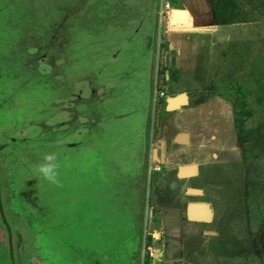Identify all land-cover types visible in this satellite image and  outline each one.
<instances>
[{
	"label": "rangeland",
	"instance_id": "374dc122",
	"mask_svg": "<svg viewBox=\"0 0 264 264\" xmlns=\"http://www.w3.org/2000/svg\"><path fill=\"white\" fill-rule=\"evenodd\" d=\"M198 1L0 0V264H264V0Z\"/></svg>",
	"mask_w": 264,
	"mask_h": 264
},
{
	"label": "water",
	"instance_id": "95a60500",
	"mask_svg": "<svg viewBox=\"0 0 264 264\" xmlns=\"http://www.w3.org/2000/svg\"><path fill=\"white\" fill-rule=\"evenodd\" d=\"M167 20H170V17L169 18L166 17V22H167ZM181 95H185V94L181 93L180 96ZM171 98H174V97H171ZM185 103H187V102H182L179 105L171 107V101H170V98H168L167 108L168 109L178 108L182 104H185ZM180 134H183V133H180ZM187 166H193L194 168H196V172H194V173H182V169L186 168ZM197 170L198 169H197V165L196 164L180 166L179 167V176H182V177L190 176L192 174H196ZM188 191L190 193H195V194L202 193V190L201 189H197V188H189ZM201 208H202V211L204 210L206 212L204 215H201L199 213L200 211H198ZM187 215L192 220L210 221V220H212V217H213V210H212L211 205L209 203H207V202H190L188 204V207H187ZM156 250L159 251L158 248Z\"/></svg>",
	"mask_w": 264,
	"mask_h": 264
},
{
	"label": "crops",
	"instance_id": "0c3cea01",
	"mask_svg": "<svg viewBox=\"0 0 264 264\" xmlns=\"http://www.w3.org/2000/svg\"><path fill=\"white\" fill-rule=\"evenodd\" d=\"M180 1V5H175L174 4V0H173V7L176 8V9H180V10H184L187 12V18H185V20H188L187 22H189L191 20V24L193 22V24H198V17L197 16V11H196V8H198L199 11H202L200 10L201 8V5L200 4H197L195 3L196 0H179ZM200 1V0H199ZM198 1V2H199ZM201 2V1H200ZM198 18V19H197ZM184 22V21H182ZM189 26V24H187ZM221 24H219L218 22H215V24L213 25L214 27L212 28H208L209 30H206L208 31L209 33H211L212 35H217L216 32H217V29H219V27ZM223 26V25H222ZM228 26V25H227ZM194 29H200L198 27H195ZM186 30V38L187 39V42H189L190 44H195V41L199 38H202L203 36L200 35V32H204L205 30ZM198 36V37H197ZM206 38V37H205Z\"/></svg>",
	"mask_w": 264,
	"mask_h": 264
},
{
	"label": "clouds",
	"instance_id": "9594fccd",
	"mask_svg": "<svg viewBox=\"0 0 264 264\" xmlns=\"http://www.w3.org/2000/svg\"><path fill=\"white\" fill-rule=\"evenodd\" d=\"M58 169L59 163L57 161L56 154L48 153L44 155L43 162L37 166L36 171L38 175L41 176L44 180L48 181L50 184L60 187L62 185L59 179Z\"/></svg>",
	"mask_w": 264,
	"mask_h": 264
},
{
	"label": "bare ground",
	"instance_id": "6f19581e",
	"mask_svg": "<svg viewBox=\"0 0 264 264\" xmlns=\"http://www.w3.org/2000/svg\"><path fill=\"white\" fill-rule=\"evenodd\" d=\"M172 11H173V9H172ZM171 14H172V12H171ZM178 17L179 18L187 17V12L184 10L175 9L173 12L172 21H176V19ZM174 98L170 99L171 107L179 105L182 102H187V96L186 95H181V96L178 95V96H176L175 99ZM178 139L184 140V141L187 140V134L183 133V134L178 135ZM194 172H196V168H194L193 166H187L186 168L182 169V173H194ZM198 211H200L199 213L201 215H204L206 213L204 210L202 211V208L199 209Z\"/></svg>",
	"mask_w": 264,
	"mask_h": 264
},
{
	"label": "trees",
	"instance_id": "16d2710c",
	"mask_svg": "<svg viewBox=\"0 0 264 264\" xmlns=\"http://www.w3.org/2000/svg\"><path fill=\"white\" fill-rule=\"evenodd\" d=\"M226 0H223V3H225ZM222 2H219L216 6H215V16L217 18V20H221L222 18H226V23H238L244 20H239L238 18H232L234 17V14L232 13H225L224 11L228 10V4H221Z\"/></svg>",
	"mask_w": 264,
	"mask_h": 264
},
{
	"label": "built area",
	"instance_id": "2783aa9c",
	"mask_svg": "<svg viewBox=\"0 0 264 264\" xmlns=\"http://www.w3.org/2000/svg\"><path fill=\"white\" fill-rule=\"evenodd\" d=\"M173 9V0H165L161 8V16L170 17Z\"/></svg>",
	"mask_w": 264,
	"mask_h": 264
},
{
	"label": "flooded vegetation",
	"instance_id": "af4514ba",
	"mask_svg": "<svg viewBox=\"0 0 264 264\" xmlns=\"http://www.w3.org/2000/svg\"><path fill=\"white\" fill-rule=\"evenodd\" d=\"M162 168H165V166H164V164H163V163H162ZM160 169H161V167H160ZM160 169H159V170H160ZM0 189H1V188H0ZM166 196H167V195H166ZM166 196H165V197H166ZM166 199H167V198H166Z\"/></svg>",
	"mask_w": 264,
	"mask_h": 264
}]
</instances>
